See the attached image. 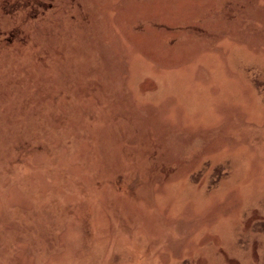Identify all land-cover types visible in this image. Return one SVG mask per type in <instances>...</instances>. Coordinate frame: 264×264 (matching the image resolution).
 <instances>
[{
	"label": "rangeland",
	"instance_id": "1",
	"mask_svg": "<svg viewBox=\"0 0 264 264\" xmlns=\"http://www.w3.org/2000/svg\"><path fill=\"white\" fill-rule=\"evenodd\" d=\"M0 264H264V0H0Z\"/></svg>",
	"mask_w": 264,
	"mask_h": 264
}]
</instances>
